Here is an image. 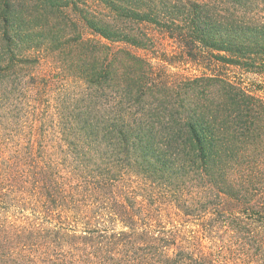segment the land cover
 Instances as JSON below:
<instances>
[{"label":"trees","instance_id":"1","mask_svg":"<svg viewBox=\"0 0 264 264\" xmlns=\"http://www.w3.org/2000/svg\"><path fill=\"white\" fill-rule=\"evenodd\" d=\"M0 264H264V0H0Z\"/></svg>","mask_w":264,"mask_h":264},{"label":"rangeland","instance_id":"2","mask_svg":"<svg viewBox=\"0 0 264 264\" xmlns=\"http://www.w3.org/2000/svg\"><path fill=\"white\" fill-rule=\"evenodd\" d=\"M172 70L173 71H176L178 69L172 67ZM190 70L193 71V72H196L193 68H191ZM244 78H246L247 81H255V82H258V78L254 77V76H251V75H248V74L244 75Z\"/></svg>","mask_w":264,"mask_h":264}]
</instances>
